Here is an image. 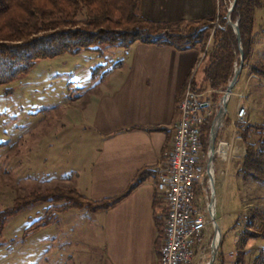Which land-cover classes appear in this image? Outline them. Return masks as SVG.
Wrapping results in <instances>:
<instances>
[{
  "label": "crops",
  "instance_id": "1",
  "mask_svg": "<svg viewBox=\"0 0 264 264\" xmlns=\"http://www.w3.org/2000/svg\"><path fill=\"white\" fill-rule=\"evenodd\" d=\"M214 10L215 0L140 3L141 16L155 23L209 19ZM123 55L120 64L102 80L71 97L79 138L55 141L53 145L48 142L55 153L56 168L44 182L63 181L88 199L102 200L124 192L139 173L144 179L108 210L72 212L68 220L77 226L75 237L62 234L50 239L55 251L64 248L68 257L76 253L96 256L100 258L98 264H159L166 210L157 189V168L172 147L179 103L197 73L201 57L196 49L178 51L166 45L137 42ZM243 86L242 79L234 86L231 95L237 100ZM235 133L230 119L220 136L231 139L239 148L242 142ZM240 158L234 159L235 169L233 163L228 166L227 177L223 160H217L215 170L220 177L214 183L219 190L230 181L238 184L231 174L237 173Z\"/></svg>",
  "mask_w": 264,
  "mask_h": 264
},
{
  "label": "rangeland",
  "instance_id": "2",
  "mask_svg": "<svg viewBox=\"0 0 264 264\" xmlns=\"http://www.w3.org/2000/svg\"><path fill=\"white\" fill-rule=\"evenodd\" d=\"M232 2L233 0H215L214 25L217 24V15L227 14ZM263 18L264 11H258L253 52L249 64L264 65V40L261 33ZM187 23L190 22H181L178 28L182 32L187 31ZM212 34L213 30L210 31V36ZM127 49L102 46L77 55L39 60L28 74L18 77L8 85L0 86V212L10 210L17 201L29 198L33 194L44 195L53 190L65 192L71 189L76 190L71 187V184H65L63 181L44 182L51 177V173L56 168L53 165L55 153L52 152L53 147H49L48 144L53 145L55 141L79 138L80 130L69 103L71 97L76 92L84 91L89 84L102 80L110 70L120 64ZM200 49L201 46L196 49L200 52L201 58L197 73L192 77L198 84L202 76L201 60L205 54V50L201 52ZM205 49L210 50L209 42ZM239 62L234 64V68L239 65ZM239 79L244 82L243 93L238 95V100L230 95L226 105L225 119L217 131L214 143L213 183L220 177L215 170L217 160H220L216 154L220 141L229 145L223 161L220 160L225 167V177L228 176L227 168L234 159L243 157V144L240 145L241 148H238L231 139H221L220 132L225 123L232 119L236 132L237 124L259 123L264 118V80L255 75H249L248 69L243 68L236 83ZM204 97L211 98V95L206 93ZM238 102L239 106L246 111L243 121L235 119ZM219 108L220 106L214 109L215 114ZM209 135L210 130L201 137L205 169L208 161ZM44 144H47L45 148H43ZM62 163H64L63 160ZM233 165L235 169L236 165L234 163ZM231 176L235 178L237 185L230 181L219 190L218 184L214 183L215 219L220 227V233L218 251L213 264H235L238 257L243 260L242 264H252L257 255L261 253L264 256L263 243L254 238L242 243L241 233L251 213L257 211L264 214V183L251 181L245 183L238 178L235 171H232ZM220 193H223L221 198ZM204 197H206L204 194L198 192L195 204L199 206L198 198L203 201ZM207 197L210 203V191ZM56 205L59 204L54 203L51 206ZM47 207V203H37L7 219L0 234V264H98L97 260L100 258L97 259L96 256H83L76 253L68 257L65 255L66 249L55 251L52 247L54 241L50 238L54 235L75 237L77 226L72 219L68 220V217L72 215V212L77 213L79 210L57 213L56 219L50 225L26 232V228L34 224L42 215L43 209ZM202 207L205 209L204 206ZM204 215L206 227L201 241L194 248L192 264H207L211 256L215 235L208 210Z\"/></svg>",
  "mask_w": 264,
  "mask_h": 264
},
{
  "label": "trees",
  "instance_id": "3",
  "mask_svg": "<svg viewBox=\"0 0 264 264\" xmlns=\"http://www.w3.org/2000/svg\"><path fill=\"white\" fill-rule=\"evenodd\" d=\"M140 3L141 0H0V86L28 74L39 60L77 55L102 46L129 48L137 42L166 45L178 51L201 46L200 51L205 50L201 60V80L198 84L192 78L190 86L198 94L210 90L211 100L217 105L232 79L234 64L239 62L237 41L226 14L217 15L216 25L213 24L216 13L208 20L187 23L188 30L182 32L178 28L181 22L155 23L144 19L140 14ZM260 10L264 11V0H236L230 19L239 29L242 68L248 69L249 75L264 80V65L249 64L256 14ZM261 33L264 40V23ZM208 42L210 50L206 51ZM212 121L213 116L204 120L202 136L209 133ZM236 135L243 144L238 178L245 183L263 184L264 118L259 123L237 124ZM143 179V173H139L124 192L102 200L88 199L72 189L22 198L10 210L0 212V234L8 218L37 203H47L48 207L26 232L50 225L57 213L74 209L89 213L108 210L129 196ZM54 203L59 205L51 206ZM253 238L261 240L264 247V214L257 211L248 216L241 242ZM242 262L238 257L235 264ZM252 264H264L263 254L257 255Z\"/></svg>",
  "mask_w": 264,
  "mask_h": 264
},
{
  "label": "built area",
  "instance_id": "4",
  "mask_svg": "<svg viewBox=\"0 0 264 264\" xmlns=\"http://www.w3.org/2000/svg\"><path fill=\"white\" fill-rule=\"evenodd\" d=\"M211 91L195 93L188 83L179 103V118L174 129L173 143L165 154L164 163L159 164L156 180H160V194L165 205L163 242L159 264H192L194 248L201 241L206 227L205 213L209 206L207 197L209 178L204 166L201 150L202 125L206 118L215 114L211 98L201 97ZM246 111L238 106L235 119L243 121ZM229 145L220 141L217 156L224 158ZM204 194V200L196 194ZM204 206L205 209L202 207Z\"/></svg>",
  "mask_w": 264,
  "mask_h": 264
},
{
  "label": "water",
  "instance_id": "5",
  "mask_svg": "<svg viewBox=\"0 0 264 264\" xmlns=\"http://www.w3.org/2000/svg\"><path fill=\"white\" fill-rule=\"evenodd\" d=\"M235 3H236V0H233L230 8L227 11L226 20L234 32L235 39H236L237 45H238L239 61L240 62H239V65L236 68H234L232 79L230 80V82L226 86V89H225L222 97L220 98V108L218 109L217 113L215 114L213 122H212L211 127H210L208 155H207L208 161H207V166H206V173H207L208 178H209V191H210V203L208 206V214H209L210 221L213 225L214 235H216L217 233H220V227L217 224L216 219H215V192H214L213 172H212L213 160H214V155H215L214 143H215V139L217 136L218 128L223 123V121L225 119V115L227 113L226 105H227L229 96L232 93V89H233V87L237 81V78H238V76L242 70V67H243V55H242V49H241V38H240V34H239V29H238V26L236 24L232 23V21L230 19V14H231V11L233 10ZM218 245H219V241L215 242V240H213L211 256H210V259H209L207 264H213L214 263V260H215V257H216L217 251H218Z\"/></svg>",
  "mask_w": 264,
  "mask_h": 264
},
{
  "label": "bare ground",
  "instance_id": "6",
  "mask_svg": "<svg viewBox=\"0 0 264 264\" xmlns=\"http://www.w3.org/2000/svg\"><path fill=\"white\" fill-rule=\"evenodd\" d=\"M213 172V170H212ZM157 189H158V193L160 194V180L157 181ZM161 198H162V194H160ZM214 240L215 242L219 241V233H217L215 236H214Z\"/></svg>",
  "mask_w": 264,
  "mask_h": 264
}]
</instances>
